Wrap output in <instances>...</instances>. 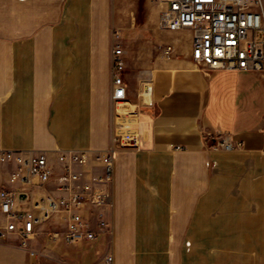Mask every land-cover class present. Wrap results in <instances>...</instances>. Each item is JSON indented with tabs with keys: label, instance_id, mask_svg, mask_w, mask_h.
I'll return each instance as SVG.
<instances>
[{
	"label": "crops",
	"instance_id": "1",
	"mask_svg": "<svg viewBox=\"0 0 264 264\" xmlns=\"http://www.w3.org/2000/svg\"><path fill=\"white\" fill-rule=\"evenodd\" d=\"M113 2L0 0V150L102 151L121 112L133 111L115 163L112 232L81 248L40 235L24 249L11 238L0 264L19 253L31 264V251L40 264L108 255L114 264H263V75L201 68L192 32L162 30L159 14L116 31L128 98L114 103L109 32L123 20ZM222 135L239 147L216 148ZM8 178L0 165V188Z\"/></svg>",
	"mask_w": 264,
	"mask_h": 264
},
{
	"label": "built area",
	"instance_id": "2",
	"mask_svg": "<svg viewBox=\"0 0 264 264\" xmlns=\"http://www.w3.org/2000/svg\"><path fill=\"white\" fill-rule=\"evenodd\" d=\"M162 30L192 32V57L206 70H236L264 77V0H166ZM112 52L114 103L128 98L124 73L126 51L114 33ZM173 47L166 49V54ZM133 133L131 115L119 116L110 146L102 151L0 150V165L9 172L0 188V242L15 238L29 249L45 235L53 243L81 248L112 232L115 163L122 141ZM230 137L216 148L231 151ZM31 264H40L36 253ZM105 264H114L112 255ZM264 264V263H263Z\"/></svg>",
	"mask_w": 264,
	"mask_h": 264
},
{
	"label": "rangeland",
	"instance_id": "3",
	"mask_svg": "<svg viewBox=\"0 0 264 264\" xmlns=\"http://www.w3.org/2000/svg\"><path fill=\"white\" fill-rule=\"evenodd\" d=\"M165 1L166 0H114L113 2L114 10L117 7H120L121 5V8L118 9V11L116 10V12L117 15L121 17V19L123 20V24L121 25L122 27L118 26L119 28L118 27L111 28L109 32L110 37L116 31L123 32L125 28L129 27V23L140 25L145 21V19L149 17L151 18L158 17V15L160 14L163 8V5L165 4ZM70 41L71 40L69 38H66L63 40V44H69ZM144 85H146L145 87H147L148 83L143 82L140 87L143 89ZM128 108L130 109L131 107ZM127 110L125 112H121V115L126 116L132 114L133 111H127ZM110 144H111V140L109 146ZM13 244L16 247L19 246V243H13ZM37 247L38 244L35 246V248ZM15 259L17 264H28V258L24 254L19 253L18 255H16Z\"/></svg>",
	"mask_w": 264,
	"mask_h": 264
},
{
	"label": "bare ground",
	"instance_id": "4",
	"mask_svg": "<svg viewBox=\"0 0 264 264\" xmlns=\"http://www.w3.org/2000/svg\"><path fill=\"white\" fill-rule=\"evenodd\" d=\"M151 92H152L151 87L147 86L146 90L144 91V93L142 95L144 102H146V103L149 102L150 103V101H151Z\"/></svg>",
	"mask_w": 264,
	"mask_h": 264
}]
</instances>
